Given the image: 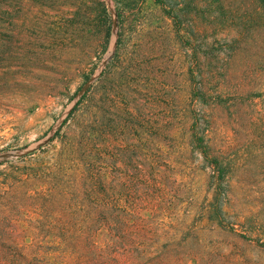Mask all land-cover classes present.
I'll list each match as a JSON object with an SVG mask.
<instances>
[{
  "label": "rangeland",
  "instance_id": "374dc122",
  "mask_svg": "<svg viewBox=\"0 0 264 264\" xmlns=\"http://www.w3.org/2000/svg\"><path fill=\"white\" fill-rule=\"evenodd\" d=\"M17 4V83L0 95V264H85V233L102 246V218L117 213L140 214L155 241L121 264H264L254 1Z\"/></svg>",
  "mask_w": 264,
  "mask_h": 264
},
{
  "label": "trees",
  "instance_id": "16d2710c",
  "mask_svg": "<svg viewBox=\"0 0 264 264\" xmlns=\"http://www.w3.org/2000/svg\"><path fill=\"white\" fill-rule=\"evenodd\" d=\"M18 0H0V95L4 93L5 88L9 84H15V76H17L18 58L17 51L19 49L17 41V24L16 18L18 15ZM40 2L44 0H38ZM258 14V22L260 26H264V0H253ZM205 46L203 42L196 40L194 63L196 67V75L199 76L198 92L201 96L208 95L207 76L210 72L206 69L207 58L205 53H200V48ZM86 94L84 95V97ZM83 97V98H84ZM80 103V101L77 103ZM198 152H200L207 160L209 159V147L205 142L204 136L198 137L195 142ZM212 165L220 166L217 159L211 161ZM213 174L217 172L213 170ZM156 185H151V181L146 183L145 196L147 199L153 197L154 192H158ZM142 201V199H140ZM137 221L132 223L133 218ZM144 219L138 213L121 216L113 214L112 216H104L102 223L108 231L105 238L102 240L103 245H98L95 240V232H86L87 240L85 264H121V257L129 259H144L145 247L148 243L155 242L148 236L152 232L149 226L143 225ZM40 264H51L40 263Z\"/></svg>",
  "mask_w": 264,
  "mask_h": 264
}]
</instances>
